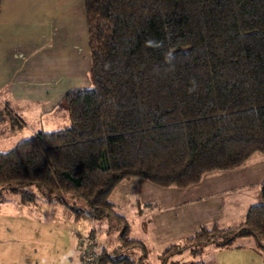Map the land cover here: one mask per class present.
Instances as JSON below:
<instances>
[{"label":"trees","instance_id":"obj_1","mask_svg":"<svg viewBox=\"0 0 264 264\" xmlns=\"http://www.w3.org/2000/svg\"><path fill=\"white\" fill-rule=\"evenodd\" d=\"M89 85L67 89L68 123L38 129L0 149V203L7 195L67 206L75 217L115 216L124 248L99 249L98 264H155L127 236L109 194L124 177L183 187L206 171L264 154V0H83ZM161 47L146 46V41ZM171 51L174 59L165 62ZM13 127L24 120L11 114ZM260 200L234 225H199L171 242L158 264L183 249L228 245L251 235L264 250V179Z\"/></svg>","mask_w":264,"mask_h":264},{"label":"crops","instance_id":"obj_2","mask_svg":"<svg viewBox=\"0 0 264 264\" xmlns=\"http://www.w3.org/2000/svg\"><path fill=\"white\" fill-rule=\"evenodd\" d=\"M60 4L63 6V1L0 0V100L10 115L17 114L24 124L30 116L37 117L39 129H48L42 127L48 121L42 115L57 109L64 92L80 87L76 86L79 80L75 82L80 74L78 59L83 56L87 64L89 56L84 3V18L76 27L66 23L57 7ZM10 128L19 127L10 123ZM250 160H254V166L247 171H255L256 178L236 176L234 170ZM207 172L216 180L228 179L225 191L256 199L260 197L259 182L264 179V157L254 151L237 166L203 175ZM252 203L244 206L238 222ZM211 218L210 224L200 223L193 231L202 224L219 225L217 216ZM225 218L232 221L229 214ZM93 220L87 215L75 217L58 202L37 198L34 203H26L7 195L0 203V264H83L80 236L94 232L90 227Z\"/></svg>","mask_w":264,"mask_h":264},{"label":"rangeland","instance_id":"obj_3","mask_svg":"<svg viewBox=\"0 0 264 264\" xmlns=\"http://www.w3.org/2000/svg\"><path fill=\"white\" fill-rule=\"evenodd\" d=\"M58 1H63V6L60 4L57 7L61 8L60 12L66 23L76 27L84 18L82 0ZM78 65L80 74L79 78L75 79V82L79 80L76 86L89 85L91 83L89 56L87 64L86 58L82 56L78 59ZM29 118L28 124L11 129L10 112L0 100V149L10 147L18 139L31 135L34 130L41 128V125H37V117ZM42 118L48 120L42 126L48 129L64 126L69 121L62 100L56 110L42 115ZM255 153H260L264 157L261 152ZM253 163L254 160L247 161L243 168L234 170L236 176L249 175L252 179L256 178L255 171H247L253 169ZM212 175L207 172L197 184H190L187 188H179L174 184L164 186L135 176L124 177L114 186L108 197L114 202V208L125 217L128 225L127 236L138 238L146 245L145 260L160 263L159 253L166 245L184 241L198 224L204 222L210 224L212 216H217L215 220L219 225L237 223L238 218L240 216L242 218L244 206L248 202L260 200L259 196L253 199L252 195L247 198L244 195L233 194L235 191H225L224 186L228 179L216 180ZM256 188L258 189L257 186ZM202 194L203 197H200ZM227 214L232 221L225 220ZM90 225L96 234L99 249L104 248L113 255L131 254L136 258L141 252L137 245L132 249L120 245L119 233L122 224L114 215L95 218ZM85 228L86 226L83 227L84 230ZM83 236L85 235L80 236L81 240ZM174 258L185 262L203 260L205 264H264V250L255 244L253 236L244 235L237 236L228 245L204 244L203 251L199 254L192 253L186 248L175 254Z\"/></svg>","mask_w":264,"mask_h":264},{"label":"built area","instance_id":"obj_4","mask_svg":"<svg viewBox=\"0 0 264 264\" xmlns=\"http://www.w3.org/2000/svg\"><path fill=\"white\" fill-rule=\"evenodd\" d=\"M98 241L95 232H89L82 237V257L83 264H98Z\"/></svg>","mask_w":264,"mask_h":264},{"label":"clouds","instance_id":"obj_5","mask_svg":"<svg viewBox=\"0 0 264 264\" xmlns=\"http://www.w3.org/2000/svg\"><path fill=\"white\" fill-rule=\"evenodd\" d=\"M146 46H149V47H153V46L154 47H161L162 44L160 42H154V41L149 40V41H146ZM173 59H174V56H173V53L171 51H169V52H167L165 54V62L166 63L170 64L173 61Z\"/></svg>","mask_w":264,"mask_h":264}]
</instances>
